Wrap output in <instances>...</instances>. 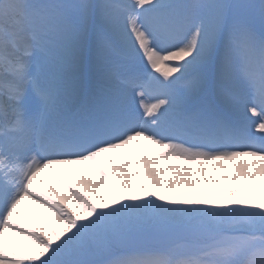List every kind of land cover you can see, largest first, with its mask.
Segmentation results:
<instances>
[{
    "label": "snow or ice",
    "instance_id": "obj_1",
    "mask_svg": "<svg viewBox=\"0 0 264 264\" xmlns=\"http://www.w3.org/2000/svg\"><path fill=\"white\" fill-rule=\"evenodd\" d=\"M0 264H264V0H0Z\"/></svg>",
    "mask_w": 264,
    "mask_h": 264
},
{
    "label": "rangeland",
    "instance_id": "obj_2",
    "mask_svg": "<svg viewBox=\"0 0 264 264\" xmlns=\"http://www.w3.org/2000/svg\"><path fill=\"white\" fill-rule=\"evenodd\" d=\"M218 171L220 172L221 176H222L225 180H227V176L224 175L223 170L220 169V170H218ZM204 172H205V169H203V173H202V172L200 173V170H198L197 172H195V174L193 173L192 175L203 176V175H204Z\"/></svg>",
    "mask_w": 264,
    "mask_h": 264
},
{
    "label": "bare ground",
    "instance_id": "obj_3",
    "mask_svg": "<svg viewBox=\"0 0 264 264\" xmlns=\"http://www.w3.org/2000/svg\"><path fill=\"white\" fill-rule=\"evenodd\" d=\"M148 99H149V98H148ZM146 100H147V99H146ZM203 169H205L204 166H199V165H198V166L196 167V169H195V172H197L198 170H200V173H201V172L203 173ZM220 169H222V168H220ZM220 169H218V170H220ZM222 170H223V169H222ZM195 172H194V174H195Z\"/></svg>",
    "mask_w": 264,
    "mask_h": 264
}]
</instances>
